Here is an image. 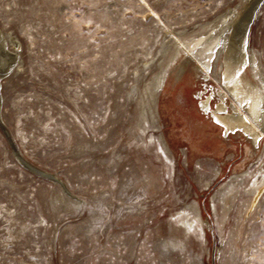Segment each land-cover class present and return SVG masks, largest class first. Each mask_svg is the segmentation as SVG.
<instances>
[{
  "label": "rangeland",
  "instance_id": "obj_1",
  "mask_svg": "<svg viewBox=\"0 0 264 264\" xmlns=\"http://www.w3.org/2000/svg\"><path fill=\"white\" fill-rule=\"evenodd\" d=\"M243 1L0 0V264H264V141L199 106L231 34L216 83L186 56L165 77L177 41Z\"/></svg>",
  "mask_w": 264,
  "mask_h": 264
},
{
  "label": "bare ground",
  "instance_id": "obj_2",
  "mask_svg": "<svg viewBox=\"0 0 264 264\" xmlns=\"http://www.w3.org/2000/svg\"><path fill=\"white\" fill-rule=\"evenodd\" d=\"M262 1L244 0L218 24L205 27L207 31L203 32L204 34L195 35L189 39L181 38L176 43L172 60L167 65L165 64V77L173 80L171 75H174L180 84L182 75L187 71L186 67H176L175 72L172 69L180 58L186 56L185 61L195 63L199 71L198 75L203 81L212 80L216 83L213 76L215 53L220 40L230 33L232 39L228 49L225 47L227 51L221 71L223 79L219 85L217 106L214 109L210 106L213 95L202 99L199 106L204 112L211 114L210 117L221 126L225 136H229L230 133H240L248 138L254 148H258L261 140L264 141V89H261L262 86L264 87V76L258 66L257 57L247 50V40L248 32L250 33L252 22L259 13L258 7ZM2 36H0V81L1 77L11 70L10 67L8 70L6 67L12 54L8 50V36H3V38ZM15 55L17 60V53ZM161 85L160 77L156 80L155 91ZM203 93L204 91H199L198 97ZM227 99L231 100V110L227 105ZM261 172L264 175V169ZM262 191L263 188L259 190L255 202L258 201Z\"/></svg>",
  "mask_w": 264,
  "mask_h": 264
},
{
  "label": "water",
  "instance_id": "obj_3",
  "mask_svg": "<svg viewBox=\"0 0 264 264\" xmlns=\"http://www.w3.org/2000/svg\"><path fill=\"white\" fill-rule=\"evenodd\" d=\"M253 23V22H252Z\"/></svg>",
  "mask_w": 264,
  "mask_h": 264
}]
</instances>
